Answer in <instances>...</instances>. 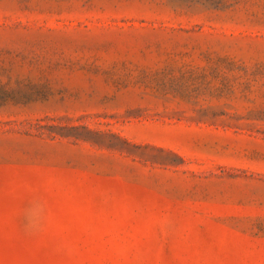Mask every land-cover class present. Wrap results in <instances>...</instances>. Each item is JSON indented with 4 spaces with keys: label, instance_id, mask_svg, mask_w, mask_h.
<instances>
[{
    "label": "rangeland",
    "instance_id": "rangeland-1",
    "mask_svg": "<svg viewBox=\"0 0 264 264\" xmlns=\"http://www.w3.org/2000/svg\"><path fill=\"white\" fill-rule=\"evenodd\" d=\"M0 264H264V0H0Z\"/></svg>",
    "mask_w": 264,
    "mask_h": 264
}]
</instances>
